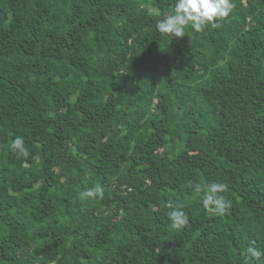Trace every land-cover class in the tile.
<instances>
[{"label":"trees","instance_id":"16d2710c","mask_svg":"<svg viewBox=\"0 0 264 264\" xmlns=\"http://www.w3.org/2000/svg\"><path fill=\"white\" fill-rule=\"evenodd\" d=\"M233 3L176 38L155 27L175 0H0V264H246L264 249V0ZM212 182L223 216L196 191ZM93 185L103 198L81 199Z\"/></svg>","mask_w":264,"mask_h":264},{"label":"clouds","instance_id":"9594fccd","mask_svg":"<svg viewBox=\"0 0 264 264\" xmlns=\"http://www.w3.org/2000/svg\"><path fill=\"white\" fill-rule=\"evenodd\" d=\"M235 7L233 0H175L174 11L165 14L162 19L156 22V30L162 34H168L176 38L185 35V29L190 26L194 31L200 32L206 26L212 28L220 27L219 21L229 17ZM151 14V13H150ZM10 149L19 157L27 158L30 155L29 149L25 146L24 138L17 135L11 142ZM196 191L203 195L202 204L206 211L213 212L217 216H223L231 208V201L225 199L220 193L227 191L223 183L212 182L206 185H196ZM81 199L100 198L104 196V189L99 185H93L79 193ZM171 226L175 229L185 227L189 222L188 215L183 211L182 206L168 213ZM252 241L246 252V264L255 261L259 264L264 258V249L255 247Z\"/></svg>","mask_w":264,"mask_h":264}]
</instances>
